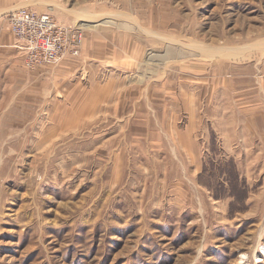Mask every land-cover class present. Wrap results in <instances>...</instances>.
<instances>
[{
  "label": "rangeland",
  "instance_id": "1",
  "mask_svg": "<svg viewBox=\"0 0 264 264\" xmlns=\"http://www.w3.org/2000/svg\"><path fill=\"white\" fill-rule=\"evenodd\" d=\"M25 1L83 43L0 105V264H264V0Z\"/></svg>",
  "mask_w": 264,
  "mask_h": 264
},
{
  "label": "built area",
  "instance_id": "2",
  "mask_svg": "<svg viewBox=\"0 0 264 264\" xmlns=\"http://www.w3.org/2000/svg\"><path fill=\"white\" fill-rule=\"evenodd\" d=\"M9 22L25 51V64L30 69L56 64L80 53L82 30L59 23L49 13L19 8L10 14Z\"/></svg>",
  "mask_w": 264,
  "mask_h": 264
},
{
  "label": "crops",
  "instance_id": "3",
  "mask_svg": "<svg viewBox=\"0 0 264 264\" xmlns=\"http://www.w3.org/2000/svg\"><path fill=\"white\" fill-rule=\"evenodd\" d=\"M27 4L25 0H0V105L7 104L9 96H13L9 97L12 101L15 96L34 91L36 81L46 73L44 66L33 70L25 65V51L11 31L10 14ZM79 114L74 113L71 118Z\"/></svg>",
  "mask_w": 264,
  "mask_h": 264
},
{
  "label": "bare ground",
  "instance_id": "4",
  "mask_svg": "<svg viewBox=\"0 0 264 264\" xmlns=\"http://www.w3.org/2000/svg\"><path fill=\"white\" fill-rule=\"evenodd\" d=\"M106 21H103V23H105ZM99 24H94V25H85V26H91V27H94L96 28V26H98ZM84 26V25H83ZM90 27V28H91ZM262 250H263V254H264V247H262Z\"/></svg>",
  "mask_w": 264,
  "mask_h": 264
}]
</instances>
